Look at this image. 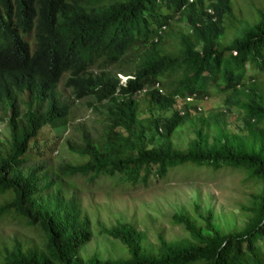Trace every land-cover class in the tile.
<instances>
[{
	"label": "trees",
	"instance_id": "16d2710c",
	"mask_svg": "<svg viewBox=\"0 0 264 264\" xmlns=\"http://www.w3.org/2000/svg\"><path fill=\"white\" fill-rule=\"evenodd\" d=\"M230 10L228 0H0V120L8 126L0 136V218L42 237L37 246L12 236L0 264H264L254 244L264 238V98L244 73L264 70V15L218 47ZM177 13L194 44L169 36V52L161 43ZM209 86L224 92L222 109L201 111ZM83 105L94 116L72 126ZM233 107L239 116L231 119ZM65 127L73 135L63 149L73 160L52 155L60 141L52 129ZM181 162L239 169L260 189L222 230L194 204L192 214L169 215L183 236L157 232L151 244L116 218L99 222L97 233L124 256L78 253L91 236L77 191L83 178L144 185Z\"/></svg>",
	"mask_w": 264,
	"mask_h": 264
},
{
	"label": "rangeland",
	"instance_id": "374dc122",
	"mask_svg": "<svg viewBox=\"0 0 264 264\" xmlns=\"http://www.w3.org/2000/svg\"><path fill=\"white\" fill-rule=\"evenodd\" d=\"M228 2L231 10L222 17L223 32L216 40L218 47L228 44L234 37L241 36L249 25L264 15V0H228ZM180 14L177 13L176 18L172 17L170 27L166 26L170 28L172 34H164L165 38L161 43L164 50H166L165 47L171 50L169 52L176 49L175 41L172 38L178 40L182 37L184 43L192 41L194 44L192 27L178 18ZM223 55L228 57V51H224ZM244 73L257 80L259 86L256 88L264 98V70L246 68ZM123 78L124 76L121 75L120 79ZM247 84L245 82L242 86L245 87ZM65 93L68 92L65 90ZM222 94L224 92L215 86H209L204 99L198 102V105L202 106L201 111L216 110L217 107L222 109L224 105ZM90 110L91 108L85 105L81 106L80 112L70 121L71 125L77 123V120L88 124V117L94 116ZM228 116L231 119L238 117L239 108L233 107L228 112ZM205 125H207L206 122ZM230 126L233 129L236 128L233 124ZM262 126L264 128V123ZM89 127L91 126L89 125ZM7 129L6 121L0 120V136H4ZM52 133L60 134V141L52 155L56 159L60 157L71 160L77 158L75 154L65 153L63 149V140L71 134L73 135L72 128L52 129ZM173 138L177 141V137ZM156 177L150 175L146 184L136 186L126 185L122 182L115 183L105 176L102 178L96 176L94 180L83 178V183L77 191L80 205L89 215L91 236L90 240L79 248L78 253L82 257L93 252L99 257L125 255L124 249L113 248L111 240L97 233L99 222L107 225L116 218L130 221L145 232L147 241L152 244L156 243L155 233L157 232H160L166 239L183 236L185 233L182 225L173 224L169 215L175 211H186L188 214H192L193 205L197 204L199 212H211L212 221L222 230L224 223L228 219L234 218V213L239 210V205L246 204L247 199H250L249 194L260 189V185L256 183L257 185L254 186L252 180L246 179L241 170L226 166L213 170L205 164L196 165L190 162H181L169 169L163 176ZM96 181L97 183H95ZM221 218L223 219L221 220ZM14 235L27 241L28 244L37 246L42 241L40 233L35 231L32 226L24 224L22 221H16L9 216L1 217L0 248L2 244H7ZM254 244L259 249L264 262V238L255 236Z\"/></svg>",
	"mask_w": 264,
	"mask_h": 264
},
{
	"label": "clouds",
	"instance_id": "9594fccd",
	"mask_svg": "<svg viewBox=\"0 0 264 264\" xmlns=\"http://www.w3.org/2000/svg\"><path fill=\"white\" fill-rule=\"evenodd\" d=\"M190 1H192V0H190ZM121 75L124 76L123 79H120V78H121ZM117 76L119 77V80H120V81H123V80L125 79V77H126V76L123 75L122 73H117ZM59 84H61V83H59ZM61 86H62V85H61ZM62 89H63V90H66V88H62ZM191 96H193V95H191ZM204 97H205V96H204Z\"/></svg>",
	"mask_w": 264,
	"mask_h": 264
},
{
	"label": "built area",
	"instance_id": "2783aa9c",
	"mask_svg": "<svg viewBox=\"0 0 264 264\" xmlns=\"http://www.w3.org/2000/svg\"><path fill=\"white\" fill-rule=\"evenodd\" d=\"M184 99L186 101H192L193 100V96H186Z\"/></svg>",
	"mask_w": 264,
	"mask_h": 264
}]
</instances>
